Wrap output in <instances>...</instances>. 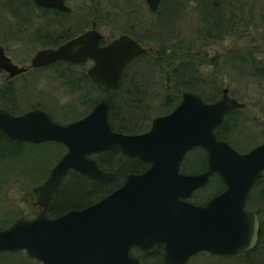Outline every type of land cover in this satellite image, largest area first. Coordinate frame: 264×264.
<instances>
[{
    "label": "water",
    "instance_id": "obj_1",
    "mask_svg": "<svg viewBox=\"0 0 264 264\" xmlns=\"http://www.w3.org/2000/svg\"><path fill=\"white\" fill-rule=\"evenodd\" d=\"M162 1L146 0L153 13ZM35 2L71 11L67 0ZM103 38L93 30L58 48L39 50L30 67L93 60L89 76L117 89L126 65L149 49L128 35L100 46ZM0 70L14 78L29 68L13 63L0 45ZM242 107L228 89L214 103L184 92L180 104L170 114L154 118L151 129L142 134L115 131L109 121L111 100L105 98L86 117L69 124L53 121L41 108L22 115L0 108V130L9 138L32 144L57 142L67 149L48 179L35 189L43 211L34 219L21 217L0 229V252L25 251L41 264H141L132 248L152 254L162 247L163 264H187L202 252L234 256L254 249L261 223L258 214L247 209V202L264 172V143L241 153L215 133L227 123L226 114ZM197 147L206 151L208 169L182 173V159ZM114 149L150 167L128 174L121 187L101 200L50 218L47 212L54 207V191L69 170L98 181L114 178L93 157ZM214 174L221 177L225 190L204 204L191 202L193 193Z\"/></svg>",
    "mask_w": 264,
    "mask_h": 264
},
{
    "label": "rangeland",
    "instance_id": "obj_2",
    "mask_svg": "<svg viewBox=\"0 0 264 264\" xmlns=\"http://www.w3.org/2000/svg\"><path fill=\"white\" fill-rule=\"evenodd\" d=\"M202 1L204 5L198 0H166L156 13H152L146 0H69L77 13L76 34L91 28L97 21L99 27L105 29L103 33L108 41L128 34L151 52L127 67L123 83L117 90L87 82L85 68L62 62L47 69H31L14 79L2 72L0 108L14 115L41 108L52 120L69 124L84 118L101 99L108 98L112 102L110 121H113L114 130L124 127L125 131L120 132L142 134L151 129L154 118L172 112L184 92L193 91L207 102H215L228 89L229 96L240 101L243 107L231 112L229 121L219 128V133L236 150L249 152L264 143V0H236L233 5L236 10H227L229 15L230 11L236 13L233 24L238 34H226L223 40L215 42L212 41L215 29L207 30L204 19L211 0ZM27 2L32 0H0V45L20 67H30L34 55L48 43L24 31L27 22L23 20L27 17L23 4ZM37 24L34 19L29 27L33 30ZM171 46L176 47L178 56H167L168 60L163 61L159 57L160 50ZM186 53L190 58L181 59ZM240 56L244 58H240L242 61L237 58ZM66 152V147L60 143L35 145L0 134V229L9 227L21 217L34 219L42 212L35 189L48 179L52 168ZM194 152L197 156H189L183 165L188 174L204 172L208 163L204 150ZM99 155L94 157L103 160ZM192 159L196 160L194 165L190 163ZM128 173L120 176L117 187ZM76 176L74 172L69 173L64 177L66 180H62L63 186L70 185V180ZM219 177L214 174L190 200L205 203L222 192L225 185ZM77 181L88 187L93 184L81 177ZM108 192L95 196L91 193L87 202L72 209L97 202ZM57 195H54L56 204ZM58 206L61 211H52L49 217L71 209ZM247 206L258 213L261 220L260 241L254 250L231 257L201 253L188 264H264V176L251 190ZM0 264L41 263L25 251H19L0 252Z\"/></svg>",
    "mask_w": 264,
    "mask_h": 264
},
{
    "label": "trees",
    "instance_id": "obj_3",
    "mask_svg": "<svg viewBox=\"0 0 264 264\" xmlns=\"http://www.w3.org/2000/svg\"><path fill=\"white\" fill-rule=\"evenodd\" d=\"M165 1L163 0L162 3H164ZM235 1L236 0H211V2L208 3V4H210V6H208V4H207V7H209V8L207 9V14L204 16V19H205V22H207V30L211 31V30L215 29L214 33L212 34V35H215V37L214 38L212 37L213 38L212 41L215 42L216 39L223 40V37L226 34H235V35L238 34V32L235 30L236 29L235 25L233 24V22H234L233 20L237 19L236 13L233 14V12L230 11L231 15H229V12H228L229 10H227V8H229V9L233 8ZM198 3L203 4L204 1L198 0ZM233 10H236V9L233 8ZM227 16L231 17V19H230L231 21L227 18ZM227 28H229V30ZM201 34H204V33H201ZM207 42H206V44H207ZM177 51L178 50L176 49L175 46H171V48L162 47V49L160 50L161 53H159V57H161V59H164L163 61H165V60L167 61L168 60L167 56L177 57L178 56ZM181 56H182V57H180L181 59H189L190 58L189 57L190 55L188 56V53H186V55H184V56L183 55H181ZM237 58L240 61H242V59H244L242 56L237 57ZM240 58H242V59H240ZM243 63H247V62L244 60ZM243 65H245V64H243ZM247 65H248V63L245 66H247ZM263 77H264V74H263ZM230 115H231V113L227 114L228 121H229ZM109 118H110V115H109ZM110 122L113 125V121L111 120ZM120 129L121 130L123 129L125 131L124 127H121ZM0 134L6 138H9L8 136H6L1 131H0ZM216 135L219 139H222V137L219 133V129L216 130ZM191 155H190V158H192L194 155L197 156V154L195 152L193 153L192 156ZM99 156H101V158L103 159V160H101L100 158H99V160L97 159L98 162L100 163L101 167L103 169H105L106 171H112L113 173H115V178L112 181L102 182V183L93 181V184L91 185L92 187H88L85 184L78 183L77 179L80 177L76 176V178H72L70 180L71 184L68 185L66 188L63 186V185H65L63 183V181L66 180L64 178L63 181L60 182L58 189L56 191V195L58 194L56 196L58 204H56L55 200H54L56 207L53 209V213L57 210L61 211L59 209L58 205H60L62 207V209L67 208L69 206L71 208L80 207L81 204L87 202V199H89V196L91 193H92V195H94V194L98 195L100 193L102 194V193H105L107 191L112 192L115 189H117V182H118V179L120 178V176H123L126 172L130 173V172L141 171L145 167L144 163H142L139 159L128 158L127 156L122 155L119 152V150H117V149L102 152ZM205 167H207V166L205 165ZM263 176L264 175H262V177ZM219 178H218V180L220 181L221 178L220 179ZM214 180H216V178ZM259 180L257 183H259ZM222 183H223V181H222ZM110 192H108V193H110ZM54 199H55V196H54ZM260 236H261V234H260ZM132 255L139 257L142 261L141 264H163V260H164V251L162 248H159V250L157 252L152 253V254H148L146 252L140 251L137 248H133L132 249Z\"/></svg>",
    "mask_w": 264,
    "mask_h": 264
},
{
    "label": "flooded vegetation",
    "instance_id": "obj_4",
    "mask_svg": "<svg viewBox=\"0 0 264 264\" xmlns=\"http://www.w3.org/2000/svg\"><path fill=\"white\" fill-rule=\"evenodd\" d=\"M66 4L70 7L71 11L67 12V11H62L58 8H51V7H43L39 4H37L35 2V0H32V2H27V3H24V10L26 12V16H27V19H24L23 21L24 22H27V23H24L25 24V27L23 26V29L25 32H29L28 35L30 36H36L38 37L40 40L42 41H46L48 42L46 45L43 46L42 49H47V48H58L60 47L61 45L65 44L66 42L74 39V38H77L78 36H80L81 34H84L88 31H96L98 32L99 34H101L104 38L102 40H100V46H105L107 44H109L110 42L116 40H112V41H108L107 38H106V35L103 33L105 31V29L103 28H100L99 27V22L95 21L91 28H88L86 29L85 31H82L78 34L75 33V26H76V17H77V13L75 12V10L70 6L69 4V0H67ZM36 19L38 24L36 25V27L32 30V28L29 27V22ZM123 35H128V34H123ZM121 35V36H123ZM120 36V37H121ZM130 36V35H128ZM132 37V36H130ZM32 38V37H30ZM119 38V37H118ZM133 39L137 40L144 48H147L145 47L137 38L135 37H132ZM4 47V46H3ZM5 48V47H4ZM149 49V48H148ZM41 50V49H40ZM150 51L148 53L151 52V49H149ZM5 52H6V55H8V51L7 49L5 48ZM38 52V51H37ZM147 53V54H148ZM146 55V54H145ZM143 55V56H145ZM10 57V56H9ZM142 57V56H141ZM11 58V57H10ZM140 58V57H139ZM137 58V59H139ZM12 59V58H11ZM137 59H134L133 61L129 62L126 67H125V70H124V73H123V76H122V79L120 81V85L119 87L122 85L123 83V80H124V77L126 75V71H127V67L133 63L134 61H136ZM13 61V60H12ZM62 63H65V64H69V66H80V67H83L85 68V71H86V80H88L87 82H91L92 84H97L103 88H106L108 89L104 84L100 83V82H97L95 81L94 79H92L89 74H88V70L94 65V61L93 60H88L87 62H85L84 64H71V63H67L65 61H60ZM59 63V62H57ZM56 64V63H55ZM54 65V64H53ZM51 66H49L50 68ZM29 68L28 71H26L25 73L19 75V76H22L24 74H27L31 69H36V68H31V67H27ZM48 67H46L47 69ZM2 72H6L5 70H0V73ZM7 73V72H6ZM19 76H16V77H19ZM14 77V78H16ZM14 78H10L9 76V79H14ZM2 132V131H1ZM197 149H201V150H204L203 148L201 147H197V148H194L190 151H188L186 153V155L184 156V158L182 159L181 161V164H180V170L181 172L183 173H186L184 172V168H183V165L185 163V160L191 155V153H193L195 150ZM205 151V150H204ZM206 152V151H205ZM207 154V153H206ZM131 159H134V158H131ZM139 159V158H137ZM140 160V159H139ZM142 163H144L145 167L141 170V171H136V172H130V173H143L145 172L149 167H150V164L149 163H146L142 160H140ZM208 162V160H207ZM190 163L192 165H194L196 163V160L192 159L190 161ZM208 169V163H207V167L205 169V171ZM71 172H74L77 176H80L81 178H83L84 180H89L91 182L95 181V182H108V181H112V180H108V181H98V180H95L91 177H87V176H84L83 174H81L80 172L78 171H75V170H69L62 178V180L64 179V177H66L69 173ZM128 173V174H130ZM126 174L125 175V180L124 182L119 185L117 188L121 187L125 181H126V176L128 175ZM61 180V181H62ZM60 181V182H61ZM59 182V184H60ZM59 184L57 185L55 191H54V195L56 194V191L58 189V186ZM56 207V204L54 205L53 209ZM42 208V207H41ZM82 208V207H81ZM53 209L51 211L48 212V215L49 213H51L53 211ZM72 209V208H71ZM77 209H80V208H77ZM43 210V208H42ZM70 210V209H69ZM63 214V213H62Z\"/></svg>",
    "mask_w": 264,
    "mask_h": 264
}]
</instances>
